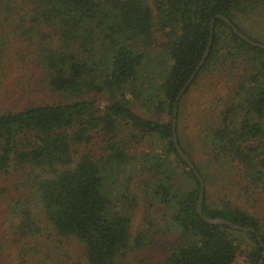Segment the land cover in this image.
<instances>
[{
    "label": "trees",
    "instance_id": "16d2710c",
    "mask_svg": "<svg viewBox=\"0 0 264 264\" xmlns=\"http://www.w3.org/2000/svg\"><path fill=\"white\" fill-rule=\"evenodd\" d=\"M218 14L261 42L238 18L260 25L264 0H27L20 10L0 0V264H48L44 258L70 250L83 259L73 264H126L151 245L164 264H233L243 235L253 242L247 264H259L264 214L209 204L205 187V215L256 231L206 221L197 209L200 180L172 135L176 97L215 18L210 52L178 104V141L201 174L199 149L214 163L231 161L245 190L264 195V48ZM12 37L24 41L16 53L7 49ZM158 49L170 61L153 90L150 75L143 86L140 76L146 52ZM186 99L187 113L206 104L218 122L203 128L210 113L202 111L191 134L188 124L184 131ZM147 136L162 145L154 138L148 151L133 152ZM154 204L166 213L159 232L174 234L173 244L134 230L135 208Z\"/></svg>",
    "mask_w": 264,
    "mask_h": 264
},
{
    "label": "rangeland",
    "instance_id": "374dc122",
    "mask_svg": "<svg viewBox=\"0 0 264 264\" xmlns=\"http://www.w3.org/2000/svg\"><path fill=\"white\" fill-rule=\"evenodd\" d=\"M150 2L152 0H149ZM12 3L17 5L18 10L27 7V0H12ZM257 20V18H253ZM253 19H247L244 16L240 15L238 21L246 30L252 31L254 34L258 35V39L264 43V18L261 21L260 25H257V22ZM1 28V25H0ZM1 31V29H0ZM5 33H9V29H5ZM13 38V37H12ZM11 40L7 49L11 52L16 53L18 50L23 48L22 43L23 40L18 39ZM147 53V59L149 60L150 64L146 63L144 71L141 72V84L143 86L144 80L147 79V76L150 75V88L153 90H157L159 87V83L161 79L166 76V63H169V58L167 57L166 51L161 49L155 50L154 53ZM149 66V67H148ZM224 69V68H221ZM229 69V67H228ZM224 71L215 73L217 80H222V75ZM141 85H139L140 87ZM198 93V89L192 88L191 94ZM139 104H142L140 101H137ZM187 99L184 101L183 105V113L181 118V126L183 130L185 129L192 132V126L194 125V121L196 120L197 123L199 119L197 115L206 114V112L202 111H209L208 116H203L201 118L202 127L206 126V124H214L218 122V113L217 111L211 110V108H207L206 104H201V108L204 107V110L201 112L196 113L195 107L191 108V111L187 113L186 106H187ZM101 104H105V100L100 101ZM141 112L148 113V114H155L154 112H149L146 107H141ZM195 116V117H194ZM168 117V116H166ZM242 118V114L237 118L236 124L239 123L240 119ZM195 119V120H194ZM186 124L190 125L186 128ZM182 130V131H183ZM157 141L158 138L153 137H145L142 140L138 138V142H133L131 145V149L133 152L141 153L148 151L152 145L153 141ZM158 143L161 144V141L158 140ZM162 145V144H161ZM160 145V146H161ZM159 146V147H160ZM158 151L161 152V147L158 148ZM198 155L196 157L198 166L201 168L204 180H205V187L207 188V202L209 204H221L223 201H230L233 204L239 205L241 207L246 208L252 213L255 214H264V195L260 196L257 193H249L245 190L242 182V178L239 177L237 169L234 168L233 164L229 160H224L220 164L214 163L210 156L203 152V150L197 151ZM119 181H114L111 184H118ZM190 188V187H188ZM134 230L138 231L139 229H143L146 234H150L153 238L159 241L161 245H168L173 244L175 235L172 233H164L159 232L160 227L164 225V220H166V213L162 206L159 204H154L153 207L149 210L145 209V206L141 205L134 210ZM150 221H153L152 224ZM154 225V226H152ZM159 226L158 228L156 226ZM241 235V234H239ZM242 244L240 248V252L238 254L237 259L233 264H247V251L252 247L253 242L249 239L248 236L243 235L242 237ZM67 244V243H66ZM71 249H78V243L75 241H71ZM150 246V245H149ZM81 250L73 251L70 250L68 253H59L49 258H44L46 263L48 264H73L74 260H83L80 255ZM160 248H154L151 245L149 248H146L143 252H132L126 260V264H164L165 256L160 252ZM71 254V259L68 255ZM77 257V259H76ZM119 262L118 264H120Z\"/></svg>",
    "mask_w": 264,
    "mask_h": 264
},
{
    "label": "water",
    "instance_id": "95a60500",
    "mask_svg": "<svg viewBox=\"0 0 264 264\" xmlns=\"http://www.w3.org/2000/svg\"><path fill=\"white\" fill-rule=\"evenodd\" d=\"M218 17L223 19L225 22H227L232 29L235 31V33H237L240 37H242L243 39H245L247 42H249L250 44L254 45V46H259L261 48H264V43L260 42V41H256L251 39L247 34H245L243 31H241L234 22H232V20L223 15V14H218ZM214 21L215 18L212 19L211 21V33H210V38H209V42L208 45L206 47V50L204 52V55L199 63V65L196 67V70L191 74L189 80L186 82V84L184 85V87L180 90L178 96L176 97L175 103H174V107H173V117H172V135H173V140L176 144V147L180 153V155L183 157L184 161H186L188 163V165L194 170L195 174L197 175L198 179L200 180L201 183V188H200V195L198 198V204H197V209L198 212L203 216V218L210 222V223H221V224H227L228 226L235 228V229H239L242 231H256L255 228L253 227H249V226H245L242 224H235L232 221L224 218V217H210L207 216L203 213L202 211V202H203V198H204V193H205V180L204 177L202 176V174L200 173V171L196 168L194 162L192 161L190 155L181 147V145L179 144L178 141V132H177V116H178V104L179 101L182 97V95L184 94V92L186 91V89L188 88V86L190 85V83L193 81V79L195 78L198 70L200 69V67L205 63V60L210 52V48L213 42V33H214ZM259 240L261 241L262 245H264V242L262 241V237L259 236ZM259 264H264V252L262 254V257L259 261Z\"/></svg>",
    "mask_w": 264,
    "mask_h": 264
}]
</instances>
